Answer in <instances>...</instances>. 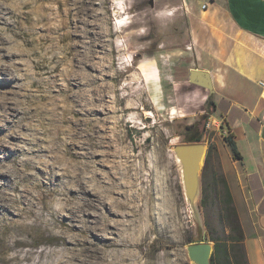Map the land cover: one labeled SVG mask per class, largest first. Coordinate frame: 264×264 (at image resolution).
Returning <instances> with one entry per match:
<instances>
[{"label": "rangeland", "instance_id": "1", "mask_svg": "<svg viewBox=\"0 0 264 264\" xmlns=\"http://www.w3.org/2000/svg\"><path fill=\"white\" fill-rule=\"evenodd\" d=\"M0 3L10 21L0 28L8 40L0 84L25 89L34 116L26 134L50 140L40 116L55 103L66 104L76 122L74 168L67 155L46 148L33 157L31 170L41 160L44 170L67 174L53 183L34 179V202L0 225V264H190L185 246L198 237L171 147L182 143L187 125L203 120L210 90L190 81L198 63L185 52L191 36L183 0ZM7 135L0 133V143ZM224 140L206 125L202 142L214 146L212 170L219 172ZM218 204L210 199L205 232L224 236ZM107 231L119 244H99L92 254L93 233Z\"/></svg>", "mask_w": 264, "mask_h": 264}, {"label": "crops", "instance_id": "2", "mask_svg": "<svg viewBox=\"0 0 264 264\" xmlns=\"http://www.w3.org/2000/svg\"><path fill=\"white\" fill-rule=\"evenodd\" d=\"M183 2L191 36L185 52L198 63L189 70L211 74L212 116L233 133L240 152L235 158L226 140L219 145L248 263L264 264V0Z\"/></svg>", "mask_w": 264, "mask_h": 264}, {"label": "bare ground", "instance_id": "3", "mask_svg": "<svg viewBox=\"0 0 264 264\" xmlns=\"http://www.w3.org/2000/svg\"><path fill=\"white\" fill-rule=\"evenodd\" d=\"M4 8H6L5 5L0 3V28L10 25L9 17L6 16ZM116 13L120 15L124 11L119 8L118 10L116 9ZM117 18H120V16ZM121 20L120 24H122ZM7 43L8 40L0 36V50H5L4 46ZM5 72L8 73L7 71ZM11 88L13 86L8 87L6 84H0V133L8 131L7 138L0 143V151L4 153L2 159H0V225L5 221L16 220L17 216H22L25 213V204L29 206L30 202H34L33 198H36V196L30 197V190L32 189L34 179L40 178L43 180L42 183H53L67 174L61 171L52 173L44 170L45 164L41 160H39L40 164L36 169L31 170L30 164L33 157H36V154L46 148L53 151L56 158L67 155L70 159L69 168H74V163L71 160L72 150L76 142V122L73 116L69 118L66 115L68 109L65 106L66 104L60 105L59 103H55L50 108V112H47L44 116H40L48 121L46 126L45 123L42 124L41 129L50 133V140H45L43 137L37 136V134L27 135L25 129L32 128L31 120L34 116L26 111L25 89L17 88L16 90H12ZM6 151L10 153H5ZM20 154H26L28 157L18 159V155ZM67 172L72 173V170L67 169ZM70 182L69 180L68 183ZM18 187H20V193L17 195L12 191L18 189ZM69 216L72 220L73 212ZM106 225L108 228L111 227V224ZM93 236L94 240L91 248H96V250L89 248L93 252L92 254L99 252V249H97L99 244L102 245V248L109 245L108 243L119 244L114 241L111 231L98 234L93 233ZM117 254L116 251L113 252V258H116ZM92 264L118 263L110 259L108 263L96 260Z\"/></svg>", "mask_w": 264, "mask_h": 264}, {"label": "trees", "instance_id": "4", "mask_svg": "<svg viewBox=\"0 0 264 264\" xmlns=\"http://www.w3.org/2000/svg\"><path fill=\"white\" fill-rule=\"evenodd\" d=\"M207 114L203 115V120H199L191 125H187L182 143L203 141L204 131L210 116L216 109L214 94L210 92L206 103ZM226 142L231 147L233 156L240 158L237 143L233 133L225 137ZM214 146L208 148L205 165L202 173V197L200 206L205 214L210 205V199L218 200L220 220L228 229L224 236H216L210 230L205 232L206 241H214L215 250L212 257V264H249L245 248V233L234 198L226 175L223 172L212 170ZM211 173L209 180L208 176ZM208 228V223L205 221ZM192 242V241H191Z\"/></svg>", "mask_w": 264, "mask_h": 264}, {"label": "water", "instance_id": "5", "mask_svg": "<svg viewBox=\"0 0 264 264\" xmlns=\"http://www.w3.org/2000/svg\"><path fill=\"white\" fill-rule=\"evenodd\" d=\"M153 4V0H151ZM190 81L210 92H213V82L208 71L193 68L190 71ZM181 170V182L190 220L195 226L197 239L185 246L190 264H212L215 243L205 239L204 213L200 206L202 197V173L208 153L205 142L179 143L171 147Z\"/></svg>", "mask_w": 264, "mask_h": 264}, {"label": "built area", "instance_id": "6", "mask_svg": "<svg viewBox=\"0 0 264 264\" xmlns=\"http://www.w3.org/2000/svg\"><path fill=\"white\" fill-rule=\"evenodd\" d=\"M203 7L206 8L207 4H204ZM261 83L264 84V82ZM211 125L214 126V130L218 131L223 138L229 135L228 129L223 126V122L212 115L207 122L208 127H210Z\"/></svg>", "mask_w": 264, "mask_h": 264}]
</instances>
